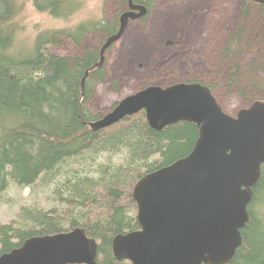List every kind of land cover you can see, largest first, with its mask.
I'll list each match as a JSON object with an SVG mask.
<instances>
[{"label": "trees", "instance_id": "16d2710c", "mask_svg": "<svg viewBox=\"0 0 264 264\" xmlns=\"http://www.w3.org/2000/svg\"><path fill=\"white\" fill-rule=\"evenodd\" d=\"M158 1L133 0L147 8L143 22H148ZM23 2L0 0V200L11 182L22 187L40 182L50 188L56 205L44 208L23 204L15 219L0 223V255L31 237L81 227L98 244L99 264H132L115 257L112 243L118 234L140 228L133 188L144 175L188 155L199 128L194 122L181 121L156 130L142 110L107 128L93 130L89 123L104 114H94L88 101L94 87L106 82L108 73L105 61L99 65L102 47L84 48L83 42L93 32L101 33L105 40L116 34L121 15L119 21L76 22L72 18L80 7L77 0H32L40 12L67 22L64 27L39 32L29 50L16 51ZM122 3L128 5V0ZM244 3L236 25L238 39L242 38L252 4H257L251 0ZM199 17L192 25L190 39L201 26ZM183 19L181 11H165L161 30L151 32L152 41L129 37L124 60L135 56L150 59L159 37L164 32L171 33L175 23ZM234 36L223 54L228 66L226 88L245 80L240 55L232 49ZM64 38L81 53L74 57L55 54L52 46ZM112 47L113 44L107 50ZM254 74L252 79L248 76L249 87H258V76ZM207 85L212 91L219 86ZM241 94L248 98L246 89H241ZM258 99L264 100V87ZM249 214L242 230V245L230 264H264V164Z\"/></svg>", "mask_w": 264, "mask_h": 264}, {"label": "water", "instance_id": "95a60500", "mask_svg": "<svg viewBox=\"0 0 264 264\" xmlns=\"http://www.w3.org/2000/svg\"><path fill=\"white\" fill-rule=\"evenodd\" d=\"M146 14L144 5L128 0L118 32L101 48L99 65L129 21ZM142 110L156 130L190 121L198 126L199 135L188 155L135 184L132 196L140 228L114 238L115 257L132 264H230L242 245L264 164V100H254L234 116L208 85L151 84L122 98L90 125L95 131L104 129ZM97 253L96 240L77 227L31 237L1 254L0 264H99Z\"/></svg>", "mask_w": 264, "mask_h": 264}, {"label": "rangeland", "instance_id": "374dc122", "mask_svg": "<svg viewBox=\"0 0 264 264\" xmlns=\"http://www.w3.org/2000/svg\"><path fill=\"white\" fill-rule=\"evenodd\" d=\"M80 1L82 4H80ZM78 12L72 21H94L118 18L128 9L122 0H77ZM244 0H159L151 11L148 22L142 19L130 20L123 35L104 53L105 69L108 73L106 82L98 83L93 89L88 106L94 114L109 112L115 103L125 96L151 84L168 86L181 81L218 84L214 96L231 114L236 115L242 108L249 106L261 96L264 87V6L252 4L250 17L245 21L241 39L237 37L236 25L240 17ZM176 9L183 13V21L175 23L171 33H163L155 44L152 57L135 56L124 60L125 47L130 36H139L152 41L151 32H159L165 11ZM201 26L190 39L193 23L197 17ZM21 28L17 33L16 51L29 50L39 32L64 27L67 21L53 18L36 9L32 0H24L19 16ZM235 35V36H234ZM234 36L232 49L240 55L239 62L245 80L232 88L225 87L227 63L223 54ZM107 39V38H106ZM105 37L99 32L85 36L84 48H100ZM106 41V40H105ZM236 46V48H235ZM55 54L74 57L81 53L69 39H62L59 45L52 46ZM258 76V87L248 86L250 78ZM246 89L248 98L241 94ZM23 204L40 205L50 208L56 205L50 188L38 182L33 186L22 187L11 182L0 200V223L15 219Z\"/></svg>", "mask_w": 264, "mask_h": 264}, {"label": "bare ground", "instance_id": "6f19581e", "mask_svg": "<svg viewBox=\"0 0 264 264\" xmlns=\"http://www.w3.org/2000/svg\"><path fill=\"white\" fill-rule=\"evenodd\" d=\"M88 75H89V70L86 72V74H85V77H84V79H83V84H82V89L84 90L85 89V82H86V79H87V77H88ZM120 122V121H119ZM91 122L89 123V126L91 127ZM116 124V123H115ZM114 125V124H113ZM142 178V177H141ZM81 228V227H80ZM75 229V228H74ZM74 229H72V230H74ZM72 230H70V231H72ZM86 231V230H85ZM86 234H87V232H86ZM88 236V235H87ZM88 237H90V236H88ZM90 238H93V237H90Z\"/></svg>", "mask_w": 264, "mask_h": 264}]
</instances>
